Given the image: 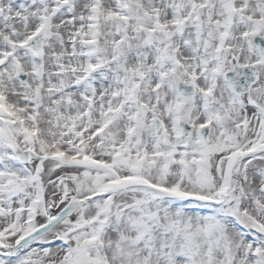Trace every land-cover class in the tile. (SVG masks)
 <instances>
[{
	"label": "snow or ice",
	"instance_id": "1",
	"mask_svg": "<svg viewBox=\"0 0 264 264\" xmlns=\"http://www.w3.org/2000/svg\"><path fill=\"white\" fill-rule=\"evenodd\" d=\"M0 264H264V0H0Z\"/></svg>",
	"mask_w": 264,
	"mask_h": 264
}]
</instances>
